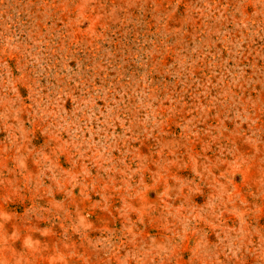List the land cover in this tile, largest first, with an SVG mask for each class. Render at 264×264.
I'll list each match as a JSON object with an SVG mask.
<instances>
[{"label":"rangeland","instance_id":"1","mask_svg":"<svg viewBox=\"0 0 264 264\" xmlns=\"http://www.w3.org/2000/svg\"><path fill=\"white\" fill-rule=\"evenodd\" d=\"M0 264H264V0H0Z\"/></svg>","mask_w":264,"mask_h":264}]
</instances>
